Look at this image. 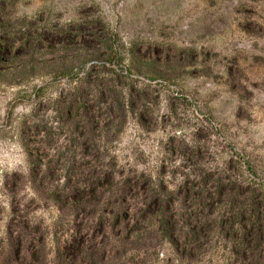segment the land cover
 <instances>
[{"label": "rangeland", "instance_id": "374dc122", "mask_svg": "<svg viewBox=\"0 0 264 264\" xmlns=\"http://www.w3.org/2000/svg\"><path fill=\"white\" fill-rule=\"evenodd\" d=\"M101 88L124 105L82 155L59 109ZM86 164L165 190L204 176L208 195L222 184L257 200L264 224V0H0V264L15 236L36 243L29 264H53L75 216L46 183ZM218 203L184 249L146 238L108 264H239ZM251 247L244 264H264V236L260 256Z\"/></svg>", "mask_w": 264, "mask_h": 264}, {"label": "trees", "instance_id": "16d2710c", "mask_svg": "<svg viewBox=\"0 0 264 264\" xmlns=\"http://www.w3.org/2000/svg\"><path fill=\"white\" fill-rule=\"evenodd\" d=\"M73 36L65 33L63 37L73 39ZM136 97L133 95L128 99L130 106L138 100ZM115 98L110 99L115 104L109 102L107 90L101 88L92 93L77 91L61 103L59 112L64 123L80 137L82 155L86 150V136H97L94 131L104 126L103 123L111 120L113 115L120 114L124 104ZM32 154L40 156L35 149ZM198 176L204 182V176ZM201 181L195 189L193 184L196 181L183 180L173 190H165L142 175L118 180L112 172L98 170L95 165L86 164L78 171L69 167L62 183L48 182L45 189L46 196L57 204V208L69 209L75 216L68 240L54 247L53 264H108L111 259L124 258L127 244L146 238L163 237L175 250L178 247L184 249L194 237L204 235L207 209L210 204H220L218 202L221 201L226 203L222 205L226 213L223 210L217 217L216 226L225 235L232 234V252L238 263L244 264L245 255L252 254V243L257 247L255 255L260 256L258 246L264 236V224L259 202L244 195H229L235 193L234 190L224 195L222 184L214 186L212 195H208L211 190L205 188ZM39 182L44 180L40 178ZM186 202L191 203L186 205ZM101 204L105 205L106 211H101L96 217L84 215V212L96 208L99 211ZM10 245L13 264L35 261L36 243L31 236H15L11 238ZM185 251L189 253V248L186 247Z\"/></svg>", "mask_w": 264, "mask_h": 264}]
</instances>
